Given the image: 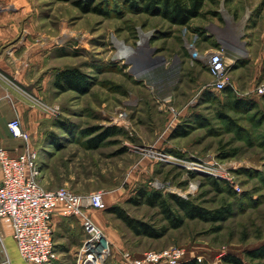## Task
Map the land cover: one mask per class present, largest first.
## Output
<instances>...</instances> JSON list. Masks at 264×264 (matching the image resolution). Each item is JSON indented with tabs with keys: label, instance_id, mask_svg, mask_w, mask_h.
<instances>
[{
	"label": "rangeland",
	"instance_id": "obj_1",
	"mask_svg": "<svg viewBox=\"0 0 264 264\" xmlns=\"http://www.w3.org/2000/svg\"><path fill=\"white\" fill-rule=\"evenodd\" d=\"M20 5L5 2L4 8ZM32 5L27 21L34 33L27 27L20 40L31 37L39 45L45 38L51 57L34 87L18 86L41 112L39 125L31 133L19 118L39 152L46 189L105 194L108 209L89 211L112 243L105 264H126L124 254L139 258L171 247L184 248L203 264H228L227 256L264 264V254L247 257L264 250V94L258 92L264 84V0H207L202 15L185 26L146 11L144 0ZM127 50L134 63L119 58ZM218 52L228 66L226 89L243 106L230 109L226 94L213 88L208 60ZM136 67L145 72L142 78L133 73ZM71 69L88 77L86 91L56 88V75ZM179 127L184 134H175ZM90 129L97 132L84 135ZM112 129L121 132L99 138ZM141 192L177 195L213 214L230 211L218 221L213 215L188 218L175 208L185 217L181 228L161 239L138 237L110 209L122 208L157 228L169 226ZM69 224L72 231L55 234V241L65 238L67 251L78 248L54 264H77L84 232L79 221ZM0 238L4 264H28L18 257L12 236Z\"/></svg>",
	"mask_w": 264,
	"mask_h": 264
},
{
	"label": "built area",
	"instance_id": "obj_2",
	"mask_svg": "<svg viewBox=\"0 0 264 264\" xmlns=\"http://www.w3.org/2000/svg\"><path fill=\"white\" fill-rule=\"evenodd\" d=\"M211 75L216 80L215 91L229 87L228 66L223 55L212 54L208 60ZM258 92L264 94V84ZM175 116L177 111H172ZM8 127L11 134L24 142L25 149L12 156L1 146L0 165V221H11L13 238L20 258L28 264H54L59 259L55 243L54 216L74 217L81 220L84 240L77 254V264H105L111 253L112 243L104 230L90 216V210L106 211L108 206L103 192L81 194L68 188L46 189L40 177L42 170L39 152L31 145V136L23 128L19 117ZM194 259V258H192ZM202 261V258H195ZM126 264H183L188 258L186 250L171 247L163 251L146 252L142 257L124 254Z\"/></svg>",
	"mask_w": 264,
	"mask_h": 264
},
{
	"label": "crops",
	"instance_id": "obj_3",
	"mask_svg": "<svg viewBox=\"0 0 264 264\" xmlns=\"http://www.w3.org/2000/svg\"><path fill=\"white\" fill-rule=\"evenodd\" d=\"M15 1L21 2L19 9L4 8L5 2L13 3ZM26 1H31V3H24ZM32 2L34 0H0V143L12 156L23 153L25 145L21 139L15 138L11 134L8 127L9 122L20 116L25 128L33 133L43 117L38 108L23 98L19 88L34 87L37 75L44 71L45 65L51 57L50 46H44L45 38L39 45L34 44L31 37L27 42L20 40L23 30H26L27 27L30 29L27 30L34 33V25H30L27 21L32 15L30 14L33 11ZM2 177L0 165V184ZM70 220L79 221L83 229L81 220L74 217H63L58 212L53 221L57 236H67L65 231L67 233L72 231L73 224H69ZM0 235L13 238L11 221L7 218L0 221ZM64 239L55 241L60 257H64L65 253L71 254L75 248H78L74 246L67 251V248L63 246ZM13 244L20 258L14 238Z\"/></svg>",
	"mask_w": 264,
	"mask_h": 264
},
{
	"label": "trees",
	"instance_id": "obj_4",
	"mask_svg": "<svg viewBox=\"0 0 264 264\" xmlns=\"http://www.w3.org/2000/svg\"><path fill=\"white\" fill-rule=\"evenodd\" d=\"M206 2L207 0H144V3L146 4V11L157 14H164L174 24L181 26L188 25L194 18L201 16L202 9L204 8ZM90 10L95 11L96 13H105L104 11L97 8H91ZM55 86L62 92L70 90L83 92L86 91L87 87L89 86V79L88 77H86V75L76 69L64 70L56 75ZM220 92H224L226 94V102H228L230 109L246 104L244 100L237 98L234 94V91L229 88L224 89ZM205 95L212 96V93L206 92ZM59 127L65 128V125L62 126L61 124L59 125ZM94 129L99 131L97 127ZM182 129H185V127L177 128L175 134H184L185 132H182ZM97 131H93L90 129L84 132V135L90 136ZM120 132L121 130H106L99 136V138L103 140V138H105L106 136L111 137L113 135L120 134ZM52 146L55 147V145L53 144ZM140 195V197L143 198V202L148 206L160 207L162 214L165 215L166 219L169 222V226L157 228L153 224L131 217L127 213V211L122 208L116 207L110 209V212L115 214L121 221H123L126 226L131 229V231L138 237L143 236L152 239H161L171 229L181 228L184 225L185 217L207 219L210 215H213V219L219 221L223 219L224 215L230 211V208H228L221 211H216L213 214V212H207L205 209L195 206L192 202L186 201L177 195H169L168 198H163V195L158 192L152 195L141 192ZM134 203L140 204L142 202L135 200ZM175 208H179L181 211H183L185 217L176 215L174 212ZM206 214L208 215L206 216ZM263 254L264 250H261L259 252H248L247 257L250 259H254ZM225 262L228 264H245L242 259L235 256H227L225 258ZM183 264L203 263H201L197 259H191Z\"/></svg>",
	"mask_w": 264,
	"mask_h": 264
},
{
	"label": "bare ground",
	"instance_id": "obj_5",
	"mask_svg": "<svg viewBox=\"0 0 264 264\" xmlns=\"http://www.w3.org/2000/svg\"><path fill=\"white\" fill-rule=\"evenodd\" d=\"M148 39L149 38H147V39L145 38V40H148ZM243 57H244V55H243ZM119 58L124 59V60H129L128 63H134L135 62L134 61L135 56H134V53L131 52V50H127V51L123 52L122 56ZM133 73L136 75L137 78H142L145 74L144 71L139 70V68H137V67H136V69L134 68Z\"/></svg>",
	"mask_w": 264,
	"mask_h": 264
},
{
	"label": "water",
	"instance_id": "obj_6",
	"mask_svg": "<svg viewBox=\"0 0 264 264\" xmlns=\"http://www.w3.org/2000/svg\"><path fill=\"white\" fill-rule=\"evenodd\" d=\"M0 263L1 264L6 263L5 250L1 238H0Z\"/></svg>",
	"mask_w": 264,
	"mask_h": 264
}]
</instances>
